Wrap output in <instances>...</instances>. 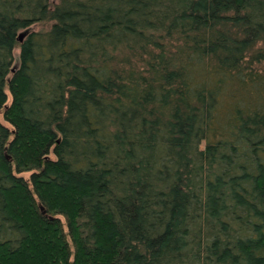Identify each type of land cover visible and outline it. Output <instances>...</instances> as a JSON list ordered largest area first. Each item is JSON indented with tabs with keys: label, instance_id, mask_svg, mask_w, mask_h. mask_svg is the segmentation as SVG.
Instances as JSON below:
<instances>
[{
	"label": "trees",
	"instance_id": "trees-1",
	"mask_svg": "<svg viewBox=\"0 0 264 264\" xmlns=\"http://www.w3.org/2000/svg\"><path fill=\"white\" fill-rule=\"evenodd\" d=\"M263 63L264 0H0V264H264Z\"/></svg>",
	"mask_w": 264,
	"mask_h": 264
},
{
	"label": "rangeland",
	"instance_id": "rangeland-1",
	"mask_svg": "<svg viewBox=\"0 0 264 264\" xmlns=\"http://www.w3.org/2000/svg\"><path fill=\"white\" fill-rule=\"evenodd\" d=\"M55 2H57V0H54ZM49 28V25H43V24H39V25H36V26H34L33 27V29L35 30V31H40V30H43V29H48ZM19 53H20V51L19 50H16L15 51V55L16 56H18L19 55ZM260 71H261V73H263V75H264V63L261 65V67H260ZM231 91V90H230ZM230 93L231 92H228L227 94H226V96H225V100H224V104L225 105H229L230 103V99H229V95H230Z\"/></svg>",
	"mask_w": 264,
	"mask_h": 264
},
{
	"label": "water",
	"instance_id": "water-1",
	"mask_svg": "<svg viewBox=\"0 0 264 264\" xmlns=\"http://www.w3.org/2000/svg\"><path fill=\"white\" fill-rule=\"evenodd\" d=\"M23 39H24V34H21V35L19 36V41L22 42ZM42 211H43V213H45V211H44L43 208H42Z\"/></svg>",
	"mask_w": 264,
	"mask_h": 264
}]
</instances>
